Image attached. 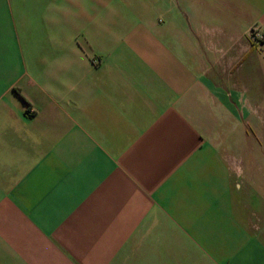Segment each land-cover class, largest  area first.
<instances>
[{
  "label": "crops",
  "instance_id": "obj_1",
  "mask_svg": "<svg viewBox=\"0 0 264 264\" xmlns=\"http://www.w3.org/2000/svg\"><path fill=\"white\" fill-rule=\"evenodd\" d=\"M114 12L144 23L92 37ZM252 27L264 0H0V264H264L233 169Z\"/></svg>",
  "mask_w": 264,
  "mask_h": 264
},
{
  "label": "rangeland",
  "instance_id": "obj_2",
  "mask_svg": "<svg viewBox=\"0 0 264 264\" xmlns=\"http://www.w3.org/2000/svg\"><path fill=\"white\" fill-rule=\"evenodd\" d=\"M154 16L147 17L152 20ZM145 18L135 13L114 12L104 16H94L92 24L101 30L91 29L89 34L92 37H107L110 41H117L122 34L119 29L124 25H137L144 23ZM84 35L87 34V28H78ZM66 31L63 29V34ZM69 33V32H68ZM86 33V34H85ZM250 33V31H249ZM51 32L49 36L51 38ZM80 38V36H79ZM252 40V39H251ZM257 46V44H255ZM237 89L243 93L249 104L255 108V111L246 113L239 111L237 118L233 115V122L237 127L233 132V137L239 138V144L233 149L236 155L240 154L237 159L233 158V169L238 174V183L241 184L243 176H246V199L247 204L252 205V211H249V223L254 231L262 230L260 218H264V78L254 73L248 79L238 77ZM234 103V100H233ZM239 150V151H238ZM248 150V151H247ZM247 151L245 154L243 152ZM242 157V158H241ZM235 163V164H234ZM235 166V167H234ZM263 201V206L256 208L253 201ZM263 210V211H262ZM262 227V228H261Z\"/></svg>",
  "mask_w": 264,
  "mask_h": 264
},
{
  "label": "built area",
  "instance_id": "obj_3",
  "mask_svg": "<svg viewBox=\"0 0 264 264\" xmlns=\"http://www.w3.org/2000/svg\"><path fill=\"white\" fill-rule=\"evenodd\" d=\"M250 38L257 45H262L264 43V35L256 27L250 29Z\"/></svg>",
  "mask_w": 264,
  "mask_h": 264
}]
</instances>
